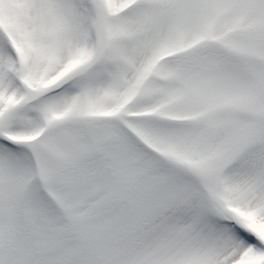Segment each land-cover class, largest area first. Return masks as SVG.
Wrapping results in <instances>:
<instances>
[{"label": "snow or ice", "instance_id": "obj_1", "mask_svg": "<svg viewBox=\"0 0 264 264\" xmlns=\"http://www.w3.org/2000/svg\"><path fill=\"white\" fill-rule=\"evenodd\" d=\"M0 264H264V0H0Z\"/></svg>", "mask_w": 264, "mask_h": 264}]
</instances>
